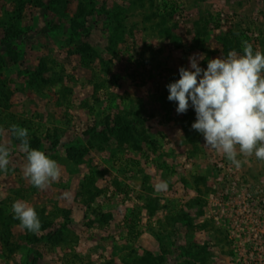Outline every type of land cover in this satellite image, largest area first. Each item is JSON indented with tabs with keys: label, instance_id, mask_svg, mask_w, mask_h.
I'll use <instances>...</instances> for the list:
<instances>
[{
	"label": "rangeland",
	"instance_id": "obj_1",
	"mask_svg": "<svg viewBox=\"0 0 264 264\" xmlns=\"http://www.w3.org/2000/svg\"><path fill=\"white\" fill-rule=\"evenodd\" d=\"M243 40L264 53V0H0V264H264V161L204 147L167 99L188 57ZM11 124L58 162L46 189Z\"/></svg>",
	"mask_w": 264,
	"mask_h": 264
},
{
	"label": "clouds",
	"instance_id": "obj_2",
	"mask_svg": "<svg viewBox=\"0 0 264 264\" xmlns=\"http://www.w3.org/2000/svg\"><path fill=\"white\" fill-rule=\"evenodd\" d=\"M241 43L242 55L230 50L226 57L208 59L206 69L200 67L203 54H193L188 57L189 67L179 68L180 78L166 85L167 99L176 103L177 114L194 109L196 119L191 128L204 137L203 146L222 152L236 167L241 163L237 146L240 153L264 161V53L254 51L247 40ZM9 131L19 141L26 158L23 175L33 187L44 190L60 178L58 162L31 146L27 128L11 124ZM10 157V147L0 143V172L5 175ZM168 188L169 182L162 180L154 185V192ZM11 213L21 228L33 234L41 230L37 211L26 201H14Z\"/></svg>",
	"mask_w": 264,
	"mask_h": 264
}]
</instances>
